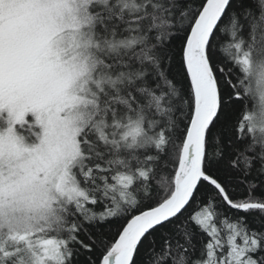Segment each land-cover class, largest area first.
I'll list each match as a JSON object with an SVG mask.
<instances>
[{
  "label": "snow or ice",
  "instance_id": "6c2138e0",
  "mask_svg": "<svg viewBox=\"0 0 264 264\" xmlns=\"http://www.w3.org/2000/svg\"><path fill=\"white\" fill-rule=\"evenodd\" d=\"M0 264H264V0H0Z\"/></svg>",
  "mask_w": 264,
  "mask_h": 264
}]
</instances>
